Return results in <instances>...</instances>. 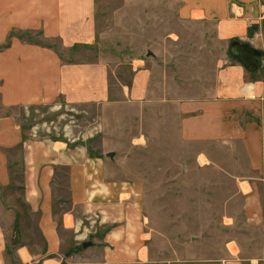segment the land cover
I'll return each instance as SVG.
<instances>
[{
    "label": "rangeland",
    "instance_id": "rangeland-1",
    "mask_svg": "<svg viewBox=\"0 0 264 264\" xmlns=\"http://www.w3.org/2000/svg\"><path fill=\"white\" fill-rule=\"evenodd\" d=\"M177 8L167 0H96L94 37L74 49L65 48L61 39L47 38L42 29H11L0 42V51L17 37L51 47L66 61H107L113 101L107 107L56 102L8 108L0 97V117H15L27 138L83 141L92 145L96 156L106 157L108 181L122 195L127 210L141 214L143 237L136 264H251L253 258H264V182L254 188L256 219L247 207L252 193L247 196V183L240 185L238 180L248 169L246 150L188 141L182 135L183 114L177 109L169 110L161 101L142 105L123 98L121 84L131 85L133 61L147 58L149 50L167 68L169 75L162 72V79L173 77L180 90L182 79L200 80L199 71L212 82L216 64L229 59L228 45L218 38L212 22L182 21ZM187 90L192 96L198 89ZM109 152H114L113 158ZM14 157L15 179L4 187L5 194L10 193L5 203L20 225L14 230L20 238L14 246L10 231L6 252L11 264H43L47 245L17 180L23 172L22 155ZM132 189L136 198L126 194ZM115 227L81 226L78 235H83L82 241L102 244L104 230ZM126 228L137 232L135 226ZM64 234L67 244L62 245L64 260L59 264H67L66 257L82 247L75 245L72 231ZM21 246L28 249L31 263L20 257ZM50 255L44 258L55 261L57 254Z\"/></svg>",
    "mask_w": 264,
    "mask_h": 264
},
{
    "label": "crops",
    "instance_id": "crops-1",
    "mask_svg": "<svg viewBox=\"0 0 264 264\" xmlns=\"http://www.w3.org/2000/svg\"><path fill=\"white\" fill-rule=\"evenodd\" d=\"M167 1L178 5L182 21L212 22L218 38L228 45L231 61L220 59L212 82L199 71L200 80L182 79L180 90L173 77L162 79V72L166 77L169 74L159 65L158 54L135 59L131 85L121 84L123 98L142 105L161 101L167 109H177L183 114L182 135L188 141L225 143L246 150L248 169L238 180L240 185L247 183L246 195L252 193L247 207L258 219L255 184L264 182V0ZM95 8L96 0H0V42L13 28L42 29L47 38L61 39L65 48L74 49L94 37ZM234 41L261 53L257 68L230 54ZM109 68L102 58L66 61L51 47L14 37L11 46L0 51L1 101L8 108L56 102L107 107L113 101ZM191 87L198 89L196 95L187 94ZM94 150L90 143L78 140L27 138L15 117H0V264H11L6 252L9 232L13 231V242L14 230L20 226L5 203L10 193L4 189L15 179L12 170L17 153L22 155L23 170L17 180H21L28 211L37 216L36 226L47 245L45 256H58L55 261L44 256L43 264L64 260L61 248L67 244L63 238L67 231L74 234L75 245H82L66 257L67 264L137 263L138 241L143 237L141 214L127 210L122 195L108 181L110 163ZM132 191L126 194L135 197ZM81 226L117 227L104 230L102 244L92 241L85 247L83 235H78ZM126 226H135L137 232H126ZM18 253L24 263H31L26 247L21 246ZM251 264H264V258H253Z\"/></svg>",
    "mask_w": 264,
    "mask_h": 264
},
{
    "label": "water",
    "instance_id": "water-1",
    "mask_svg": "<svg viewBox=\"0 0 264 264\" xmlns=\"http://www.w3.org/2000/svg\"><path fill=\"white\" fill-rule=\"evenodd\" d=\"M229 50L232 56L241 60L248 67L257 68L259 66L257 58L261 55V53L258 50L252 49L248 44H241L240 42L234 41L232 42ZM154 55L155 54L151 50L147 52V56ZM107 155L113 158L115 154L114 152H109ZM19 238V233L16 232L12 243L16 245L19 241ZM91 244L92 241H88L84 243V246L88 247Z\"/></svg>",
    "mask_w": 264,
    "mask_h": 264
}]
</instances>
